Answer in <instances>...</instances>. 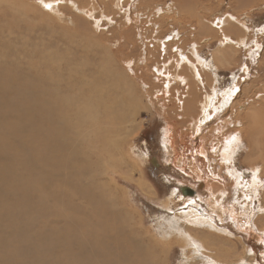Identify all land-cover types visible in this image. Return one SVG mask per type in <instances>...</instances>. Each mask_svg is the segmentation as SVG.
I'll use <instances>...</instances> for the list:
<instances>
[{"label":"rangeland","instance_id":"1","mask_svg":"<svg viewBox=\"0 0 264 264\" xmlns=\"http://www.w3.org/2000/svg\"><path fill=\"white\" fill-rule=\"evenodd\" d=\"M69 1L82 7L94 3L91 0ZM0 4L4 8L7 7L8 15H12V19L16 22V30L3 32L0 30V40L8 45L6 51L0 44V54L7 57L6 60L13 66L23 71L36 69L38 73H46L43 68L33 67L34 62L39 64L47 59L43 53L72 56L71 49L81 53L80 51L85 48L86 57H82L80 61L95 63L100 57L107 60L104 57L110 55L111 61L107 62L106 66L109 68L115 65L117 72L122 74L130 85L132 108L124 107V110L122 108L125 111L122 113L124 120L118 124L116 135H112L118 146L98 145V156L89 155V158L92 157L90 160L94 161V171L106 170L104 174L97 175L99 186L96 190L103 198L102 201L114 207L112 212L116 216L118 213L124 214L125 218L122 220L124 223L134 226L136 222L133 229L138 232L137 238L141 239L140 237L145 236L143 239L149 238L150 242L152 241L151 245H148L151 251L144 260L145 264L152 252H155L153 253L155 258L152 257L153 260L155 259L154 264H264V152L258 151L252 156L247 155L250 144L254 150L260 146L259 134L254 129H262L264 140V127L262 128L264 125V29L262 32L258 29L264 26V0H250V2L247 0H129V3L122 7H128V13L135 12L130 16L131 22L129 21L133 24L128 23L132 29L128 30L124 29L126 24L120 23L123 20L121 16L124 15L121 9L116 14L110 5L105 14H108L112 21L101 19L99 23H95L91 16L72 12L66 4L60 5V11L72 18L73 23H70L69 19L66 22L48 14L38 5L37 0H0ZM98 4L103 8L101 2ZM95 10L97 11L96 8ZM225 14L239 18L248 26L247 46L233 49L235 52L232 49L227 50L228 59L220 63L216 62L218 63L216 80L212 79L213 75L211 78L207 77L216 81L215 87L220 89L231 80L234 73L236 76H241L242 81H239L240 88L237 91L235 105L229 110L223 109L213 117H208L209 120L205 119L203 126L201 125L195 132L190 122L193 123L198 113L197 99L202 100L203 95L209 93V89L206 85L204 90L201 88L195 102L190 104L187 118H180L179 107L176 101L172 100L175 96L168 97V94L174 91L164 93L161 90L162 79L156 80L148 72L146 79L140 76L150 64L144 67L146 62L142 61L145 56L144 46L139 40L150 35L155 37L159 29L158 35L162 39L178 31L180 35L178 40H185L186 44L191 41L200 42L201 46L205 44L200 50V56L206 61L219 58L220 49L216 46L227 27L211 25L210 22ZM94 16L100 18L97 12ZM41 18L47 20L44 28L38 26ZM4 21L0 17V26L5 23ZM51 26L54 32L51 31ZM199 28H205L204 30H208L210 35L197 36L196 31ZM66 29L73 31V34H69V37L64 35ZM238 30L241 35L243 31ZM189 32L192 37L186 38ZM253 33L256 36L253 37ZM121 35L124 37L120 38ZM81 36L83 37L80 38ZM150 41L153 42L154 39ZM254 41L257 42V46ZM78 47L80 49H77ZM106 49L118 53L112 55L105 51ZM171 53L172 49L169 54L160 55V58L165 60ZM243 65L248 67V73L241 72ZM75 66L77 62L72 61L70 68ZM154 68L151 67L152 70ZM181 90L183 92V89ZM177 91L180 94V90ZM110 101L112 102L111 98ZM227 117L230 122L241 121V125L233 127L238 130L243 128V122L248 118L245 123L249 124L247 127L251 129L250 135L242 136L238 148L240 150L234 155V165L239 170L238 173L241 177L246 176L241 180L242 182H237L221 166L222 163L215 156L212 148L226 136L235 133L232 131L227 135V132L231 131L228 128L233 125L223 129ZM114 124L116 123L113 122L111 125ZM111 125L108 126L110 131L113 129ZM84 130L92 134L95 125ZM164 134L171 136V142H167L166 145ZM88 141V145L91 144L89 137ZM202 147L205 150L204 155L198 154L196 150L198 149L200 153ZM261 155L263 160H260ZM200 157L203 162L200 161ZM152 158L156 165L152 163ZM77 161L79 162L78 159ZM251 166L258 167L261 173L259 184L254 189H252ZM90 176L91 174L87 173L84 178L89 180ZM143 181H146V185ZM139 183L144 186L139 187ZM181 187H188L194 192L188 196L183 194ZM221 190L223 193H220ZM244 192L252 197L249 205L251 211H244L243 204L247 197ZM215 198H218L219 205L214 206ZM73 201L81 207L80 200L74 198ZM166 206L170 209H166ZM191 208L195 214L208 219L207 222H203L206 225L200 223L190 225L181 219L182 215L178 214L191 213L189 212ZM171 222L172 226L169 225ZM178 226H181L182 230H188L191 236L181 232L178 233L181 235H178L176 233ZM145 231H148V234ZM182 235L191 241L182 242ZM152 239L160 241H158L160 246L157 245L153 251ZM204 241H208V249L201 246ZM160 247L166 250L159 251ZM216 259L221 263H215Z\"/></svg>","mask_w":264,"mask_h":264},{"label":"bare ground","instance_id":"2","mask_svg":"<svg viewBox=\"0 0 264 264\" xmlns=\"http://www.w3.org/2000/svg\"><path fill=\"white\" fill-rule=\"evenodd\" d=\"M91 1L94 3L84 7L69 0H37V3L48 14L66 22L69 19L70 23H73L72 18L60 11V5L66 4L74 13L93 17L95 23H99L101 19L112 21L110 16L105 14L110 5L114 13L118 14L120 9L123 12V20L120 23L126 24L124 29H132L128 23L131 22L130 16L135 12L128 13V7L122 8L129 0ZM98 2L103 4V8ZM0 10V17L5 20L0 26L1 32L16 30V22L12 15H8L7 7L4 8L0 4ZM96 12L100 18H95ZM46 23L47 20L41 18L38 26L44 28ZM210 23L227 28L216 46L220 49L219 58H211L208 61L200 56V50L205 44L201 46L200 42L195 41L186 44L185 40H178V31L162 39L158 35L159 29L158 32L155 31L158 33L155 37L149 34L150 37L145 36L139 40L144 46V67L150 64L140 76L146 79V75L150 73L156 80L162 79L161 90L164 93L174 91L168 94V97L175 96L171 98L179 107L180 118L188 116L190 104L199 96V90H204L205 85L209 89V93L203 95L202 100L197 99L198 113L193 123L190 122L195 132L203 126L205 119L235 105L242 77L232 74L231 80L223 89L215 87L216 81L213 80H216L218 63L229 57L226 56L227 50L232 49L235 52L236 48L247 46L249 29L239 18L225 14ZM263 27L258 28L260 32ZM204 29H197V36L210 35L209 31ZM238 29L243 31L241 35ZM51 31L54 32L52 26ZM72 32L66 29L64 35L69 37ZM255 33L252 34L253 37L256 36ZM232 34L237 36L233 38ZM123 35L120 38H123ZM190 37L192 34L189 32L186 38ZM150 39L154 41L151 42ZM0 42L7 51L8 45L1 40ZM254 43L257 46V42ZM171 49V55L162 60L160 55L169 54ZM110 50L105 51L112 55L118 53ZM80 52L71 49L72 56L43 53L47 59L39 64L34 62L33 67L43 68L46 73H38L36 69L23 71L0 54V264H145L144 260L151 251L148 245H151L152 241L150 242L149 238L136 237L138 232L133 229L136 222L134 226L124 223L122 220L125 215L118 213L116 216L112 212L114 207L102 201L103 198L96 190L99 186L97 175L104 174L106 170L94 171V161L90 160L92 157L89 158V155L98 156V145L118 146L112 135H116L118 124L124 120V107L132 108L131 87L123 75L117 72L115 65L109 68L106 66L107 62L111 61L110 55H105L107 60L100 57L97 62L89 63L87 60L80 61L82 57H86L85 48ZM72 61H76L77 66L70 68ZM151 67H155L154 70ZM240 70L243 74L248 73L247 66L243 65ZM211 75L213 80L210 79ZM177 90H180V94ZM256 95L260 96L259 93ZM246 120L248 121V118L243 122V128L238 130L233 127L241 125V121L230 122L227 117V124L223 125V129L233 125L228 128L231 131L227 132V135L232 131L235 133L226 136L212 147L215 156L222 163L220 165L237 182H242L246 177H241L234 165V155L240 150L238 148L242 136L251 134ZM113 122L117 125H111ZM91 125H95V130L88 134L84 129ZM109 125L113 126L112 131L108 129ZM254 130L259 134L260 146L254 150L250 144L248 156H252L254 152H264L262 129ZM88 137L91 141L89 145ZM164 140L165 145L170 143V134H164ZM196 150L200 155L205 153L204 149L200 150V153ZM260 160H263V155ZM200 161L203 162L202 158ZM251 169L254 189L259 184L261 173L256 166H251ZM87 173L91 174L89 180L84 178ZM143 184L146 185V181H143ZM143 184L139 183V187L144 186ZM220 193H223V190ZM244 193L247 196L248 193ZM74 198L81 201V207L74 203ZM251 199L252 197H246L243 204L245 212L251 211ZM189 201L193 202L190 199ZM218 202V198H215L214 206L219 205ZM167 208L169 206H166ZM189 212L192 214L178 215H182L181 219L190 225L208 221L207 218L195 214L192 208ZM169 225L172 226V222ZM181 226L177 227L176 233L191 236V233L186 229L182 230ZM128 228L131 231L127 230ZM145 232L148 234V231ZM181 237L182 242L191 241L184 235ZM158 241L153 240L152 251L157 245L160 246ZM207 242L201 244L204 249H208ZM162 250L166 248L160 247L159 251ZM153 253L155 252L147 259V264H154ZM214 261L221 263L217 259Z\"/></svg>","mask_w":264,"mask_h":264},{"label":"water","instance_id":"3","mask_svg":"<svg viewBox=\"0 0 264 264\" xmlns=\"http://www.w3.org/2000/svg\"><path fill=\"white\" fill-rule=\"evenodd\" d=\"M152 163L156 165L154 158H152ZM181 191L183 192V194H187V195H191L194 192L192 189H189L188 187H181Z\"/></svg>","mask_w":264,"mask_h":264},{"label":"snow or ice","instance_id":"4","mask_svg":"<svg viewBox=\"0 0 264 264\" xmlns=\"http://www.w3.org/2000/svg\"><path fill=\"white\" fill-rule=\"evenodd\" d=\"M47 6V5H46Z\"/></svg>","mask_w":264,"mask_h":264}]
</instances>
